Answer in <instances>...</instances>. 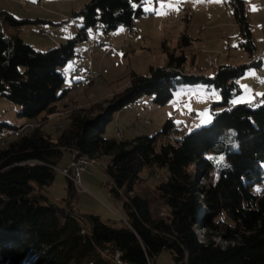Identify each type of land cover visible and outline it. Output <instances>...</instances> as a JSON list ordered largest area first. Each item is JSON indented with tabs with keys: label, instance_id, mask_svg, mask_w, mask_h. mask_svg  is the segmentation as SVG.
<instances>
[{
	"label": "trees",
	"instance_id": "obj_1",
	"mask_svg": "<svg viewBox=\"0 0 264 264\" xmlns=\"http://www.w3.org/2000/svg\"><path fill=\"white\" fill-rule=\"evenodd\" d=\"M143 1L89 0L73 15L82 17L76 36L46 52L10 36L3 25L20 29L39 20L0 11V97L21 107L19 117L44 115L27 129L0 124V132L22 131L0 148V264H156L163 251L176 264H264V196L251 191L264 173V94L256 106L232 102L241 92L237 79L262 60L256 59L244 0L231 4L247 63L218 66L210 77L185 73L186 56L168 53L167 65L151 66L145 76L132 73L112 98L68 111V126L56 137L44 130V122L61 112L65 78L58 68L75 56L78 41L97 25L105 31L131 25ZM181 43L191 41L184 35ZM197 83L220 92L223 109L208 126L186 134L169 120L152 136H102L112 111L152 94L164 104L177 86ZM171 130L178 139L165 138ZM75 151L95 162L110 159L105 173L115 195L127 193V218L85 221L47 202L41 190L53 183L64 152L71 159ZM144 168L156 182L140 176ZM159 170L164 177L155 175Z\"/></svg>",
	"mask_w": 264,
	"mask_h": 264
},
{
	"label": "rangeland",
	"instance_id": "obj_2",
	"mask_svg": "<svg viewBox=\"0 0 264 264\" xmlns=\"http://www.w3.org/2000/svg\"><path fill=\"white\" fill-rule=\"evenodd\" d=\"M43 1L44 4L40 7L39 0H0V11H6L18 20L40 21L43 14L52 17L49 20L53 24L31 22L22 26L18 33L25 30L29 37L36 34L48 39L55 35L43 36L40 34L41 30L50 31L52 28L67 26L69 29L76 26L80 28L82 17L73 16L77 11H71V2L74 0ZM88 1H78L80 8ZM244 1L256 53L264 54V0ZM138 7L141 11L134 17L131 25L119 26L111 31H105L99 25L91 28L87 39L76 44L75 56L58 68L65 78L59 93L65 91L61 100L68 105V109L44 122V130L53 137L68 126V111L86 108L112 98L129 85L132 73L145 76L151 66L167 65L168 53L186 56L185 73H201L210 77L216 74L218 66H237L250 61L247 53L238 45L240 39L231 0H144ZM45 10L70 11L74 22L64 25L66 22L62 18L49 15ZM3 25L9 34H15L17 29L7 22H3ZM184 35L192 41L189 46L181 43ZM92 71L102 74L101 79L94 83L87 80ZM237 83L241 92L233 97L232 102L258 105L257 98L264 94V56L260 66L246 70L237 79ZM220 101L219 90L202 83L177 86L172 97L164 104H157L154 94L145 95L138 101L112 111L109 120L104 123L102 136L119 138L120 132H124L125 138L152 136L159 133L169 120L173 122L175 129L188 134L210 124L214 114L223 109L218 104ZM63 103H60V109L65 108ZM20 110L21 107L7 97H0V124L16 128L27 126L24 128L27 129L30 124L37 125L43 120L44 115L34 119L19 117ZM8 129L3 127L4 131L0 132V148L8 145L22 132ZM2 138L5 145L1 144ZM69 157V152H64L57 163L53 183L41 190L47 202L60 210L72 211L85 221L89 216H98L105 222L127 218V193L120 190L121 197L115 195L112 192L114 185L105 173L104 165L110 159L105 157L96 161L89 171L83 172L79 179L81 186L71 180L73 188L70 192L68 178L59 171L69 165ZM70 172L74 174L72 169ZM155 175L164 177L165 172L159 170ZM140 176L147 178L149 184L156 182L149 168H144ZM197 181L205 183L201 177ZM251 191L264 196V173L262 180L253 181ZM166 212L164 209L161 214L166 215ZM202 232V229H197L199 237ZM217 241L223 244L221 240ZM155 263L176 264L168 251H163Z\"/></svg>",
	"mask_w": 264,
	"mask_h": 264
},
{
	"label": "crops",
	"instance_id": "obj_3",
	"mask_svg": "<svg viewBox=\"0 0 264 264\" xmlns=\"http://www.w3.org/2000/svg\"><path fill=\"white\" fill-rule=\"evenodd\" d=\"M40 1L39 0V6H43L44 4V1L42 2V4H40ZM78 1L80 0H74L71 2V11L74 13L75 11H78L77 9H80V4L78 3ZM59 4H62V2H59ZM47 11V13L49 15H52V16H58L60 18H62L61 20H63V22H66V24L64 25H68L69 23L73 24V16L69 14V12H67L66 10L64 11H60V12H52L50 10H45ZM22 17V16H20ZM42 20L38 21L37 23L40 24L42 22H46V23H49V24H53L52 20H49L51 19L52 17L50 16H47L45 14H43L41 16ZM70 19V21H69ZM72 19V20H71ZM22 29V28H20ZM20 29H17L15 34H18V36L27 44H29L34 50L36 51H40V52H46V51H49V50H52L54 49L55 47H57L58 45L61 44L62 41H64L65 39H70V37L74 36L75 34H77L78 30H79V27H73V29H69V27H57V28H52V30L50 31H44V30H41L40 31V34L42 32H46L47 35H43V36H48L50 34H53L55 36L51 37V38H48V39H43V38H40L38 37L36 34H32L30 37L27 35V33L25 32V30L22 32L24 34H22L21 32L18 33V31ZM9 34V33H8ZM15 34H9L10 36H14ZM38 39V40H37ZM189 40L191 41V39L189 38ZM192 42V41H191ZM60 43V44H59ZM262 53V52H261ZM260 53V54H261ZM93 72V71H92ZM93 73H100V72H93ZM62 105V100L61 102H59V105ZM64 104V103H63ZM237 103H234L233 102V105H236ZM64 107L63 109H61V112L58 114V115H61L64 111L66 112L67 109H68V105H66V103L64 104ZM80 107V106H79ZM34 125L30 124V127H32ZM122 134L124 135L125 137V134L124 132H122ZM70 157H69V162H70ZM67 167V166H64V168Z\"/></svg>",
	"mask_w": 264,
	"mask_h": 264
},
{
	"label": "built area",
	"instance_id": "obj_4",
	"mask_svg": "<svg viewBox=\"0 0 264 264\" xmlns=\"http://www.w3.org/2000/svg\"><path fill=\"white\" fill-rule=\"evenodd\" d=\"M43 0L40 1V4H42ZM72 20V19H71ZM70 21V19H69ZM264 27V25H263ZM41 34L47 35L46 32H42ZM262 58V54L257 55L256 59L260 60ZM101 73H89L87 80L91 82L93 78H100ZM260 98H257L256 102H259ZM119 135H123L122 132L119 133ZM4 138V133L2 135ZM178 135L173 131H169L168 134L165 136V138H173L178 139ZM2 138V142L4 141ZM87 165H94V164H85L82 163L79 156L77 155V151H75L74 155L72 156L70 163L67 167L60 169L59 171L66 176L68 179L72 180L76 185L81 186L80 184V176L83 172L87 171ZM71 169L74 171V174H71Z\"/></svg>",
	"mask_w": 264,
	"mask_h": 264
},
{
	"label": "bare ground",
	"instance_id": "obj_5",
	"mask_svg": "<svg viewBox=\"0 0 264 264\" xmlns=\"http://www.w3.org/2000/svg\"><path fill=\"white\" fill-rule=\"evenodd\" d=\"M44 35V34H43ZM262 56H264V54H262ZM102 76V75H101ZM101 79V77L100 78H93V80H91V82L90 83H94V82H96V81H98V80H100ZM174 131V130H173ZM123 135H120V137H122ZM179 138V137H178ZM168 141H174V140H176V139H173V138H166ZM1 144L3 145L4 144V141L2 142L1 141ZM74 155V154H73ZM77 155L79 156V158H80V160H81V162L82 163H85V164H95V161H93V160H91V159H89L87 156H85V155H81L78 151H77ZM91 166H93V165H87V171H89L90 169H91Z\"/></svg>",
	"mask_w": 264,
	"mask_h": 264
}]
</instances>
